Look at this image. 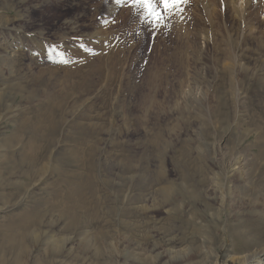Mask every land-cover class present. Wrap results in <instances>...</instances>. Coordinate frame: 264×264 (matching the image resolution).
<instances>
[{
    "label": "rangeland",
    "instance_id": "obj_1",
    "mask_svg": "<svg viewBox=\"0 0 264 264\" xmlns=\"http://www.w3.org/2000/svg\"><path fill=\"white\" fill-rule=\"evenodd\" d=\"M182 7L154 26L131 0H0V264L264 244V0Z\"/></svg>",
    "mask_w": 264,
    "mask_h": 264
},
{
    "label": "snow or ice",
    "instance_id": "obj_2",
    "mask_svg": "<svg viewBox=\"0 0 264 264\" xmlns=\"http://www.w3.org/2000/svg\"><path fill=\"white\" fill-rule=\"evenodd\" d=\"M124 0H116V3H123ZM186 0H159L162 5L163 11L158 7L157 0H131L134 7L143 9L144 16L154 26H160L164 23L168 16L178 14L183 11L182 5ZM59 59L57 62L68 63L63 53H58Z\"/></svg>",
    "mask_w": 264,
    "mask_h": 264
},
{
    "label": "bare ground",
    "instance_id": "obj_3",
    "mask_svg": "<svg viewBox=\"0 0 264 264\" xmlns=\"http://www.w3.org/2000/svg\"><path fill=\"white\" fill-rule=\"evenodd\" d=\"M262 113H263L262 120L264 122V110ZM263 143H264V137H263ZM261 156L262 158L264 157V145L262 146V149H261ZM259 237L260 235L256 234V237H255L256 243L262 242V238H259ZM258 261H261L262 264L264 263V244L261 245L260 247L255 248L252 251L247 252V254H245L243 257H241L238 260V263L251 264L253 262H258Z\"/></svg>",
    "mask_w": 264,
    "mask_h": 264
}]
</instances>
